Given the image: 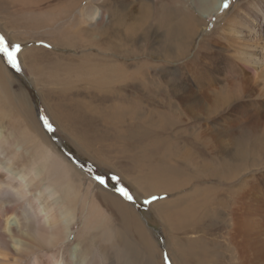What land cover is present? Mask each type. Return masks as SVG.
<instances>
[{"label": "rangeland", "instance_id": "rangeland-1", "mask_svg": "<svg viewBox=\"0 0 264 264\" xmlns=\"http://www.w3.org/2000/svg\"><path fill=\"white\" fill-rule=\"evenodd\" d=\"M194 1L184 0L182 5L199 18L198 10L192 6ZM113 2L115 4L113 7L119 13L118 18L113 22L123 21L127 24L136 23L135 18L139 17L141 7L149 6L145 8L153 10L161 3L157 0H0V34H4L9 40L20 43L22 46L20 53L22 71L10 70L3 61H0L6 70L3 72L0 69V78L3 80V85L0 87V130L21 146L15 159L17 166H31L35 163L39 169L42 168L37 143L44 139L50 145L49 147H52L77 170L78 173L75 174L77 176L72 177H74L73 180L79 178L77 179L80 183V187L77 188L78 193L66 196L63 191H60L64 198V205L73 213L75 223L72 230L75 234L65 244L66 249L74 246H82L87 250L89 248L88 251L92 252V261H97L92 262L93 264H164L165 253L170 257L171 264H183L180 262V257L183 256L181 248L185 246L186 238L190 239L202 233L206 240L219 243L218 251L221 257L217 259V264H251L237 254L233 246L235 237L233 231H235L234 224L238 221V216L250 218L251 230L253 229L252 218L255 217L260 229L258 230L264 234V155L251 157L253 160L251 169L236 172V175L235 172L230 174V170L219 165L216 153L205 156L203 152L196 150L197 138H201V131L208 123L204 122L200 108L194 116L189 111V107L178 98L181 92L183 93L184 81L188 82V88L197 91V98L200 97L201 90L212 89L203 87L200 53V41L212 29V21L192 38L188 53L179 51L180 44L174 46L172 42H165V30L154 25L150 28L149 25H142L143 30L125 46H121L116 37L98 39V35L97 40L89 44L85 35L77 36L76 29L82 23L84 26L96 24L95 20L86 18L88 11ZM84 6H88V11L83 12L81 16L78 10L83 9ZM79 16L82 20H79ZM40 17L41 21L44 20L42 24L39 23L36 26L31 24L38 18L40 20ZM105 18L107 20V15ZM40 41L51 47L42 46ZM106 48H109L108 52L105 51ZM0 51H3L6 57L12 55L6 49L0 48ZM178 52L180 54L175 56ZM107 53H109L108 56L105 55ZM120 54L123 56H119ZM110 65L111 70H104ZM116 71L123 72L126 77L112 81V76L109 75ZM103 77L106 78L101 81ZM224 78L225 74L221 72L216 80L219 85H224ZM217 82H214L212 86L217 85ZM64 94H66L65 97ZM113 105L126 111L124 120L117 122L114 128L106 120L110 118L108 112ZM91 113H95L94 116ZM48 118L51 120V125ZM212 124L208 125L212 126ZM83 127L88 129L84 130ZM88 131L91 136L88 135ZM98 134L103 136L99 137ZM185 148L190 154H198L195 157L193 154L190 155L196 162L194 165L167 169L166 178L162 176V180H156L159 176L145 179V176H149L148 174L162 171L163 165H182L180 159L182 156L171 153L172 151L179 153L180 149ZM165 156L169 161L168 164H162L164 161L158 163V160H165ZM58 163L62 164L61 161ZM109 170L118 173L123 178L122 182L132 187L134 191L138 189L139 191L136 192L138 197L141 193H153L166 195L167 198L154 202L147 211L143 206L138 209L136 206L129 205L114 193L111 182L109 187L106 184L104 187L100 186L104 184V178L102 175L97 176V172L103 174ZM50 172L63 190V185L67 181L65 177L68 173L67 168L58 165L57 168L51 167ZM112 179L115 180V177ZM97 180L100 184L96 183ZM252 180L255 181L254 184ZM88 181H92V184L86 193ZM153 185L160 187H151ZM150 188H152L151 191ZM71 189L74 190V187L72 186ZM89 202H93V206L89 205ZM172 202H178L181 210L198 202L203 205L201 210L206 209L205 212H207L203 220L209 217L212 222L207 220L205 222L209 225L201 226L205 232L193 233L190 232L192 230L190 225L186 227L178 220L182 227L175 230L168 224L176 223L170 219L168 221L170 215L165 214L168 211L165 206ZM125 207L129 209L124 210ZM236 209L237 213H235ZM120 212H125L129 216L127 219L131 221L132 226L135 222L132 215L135 213L137 221L147 232L144 248L139 244L135 230L124 227ZM91 225L92 228H90ZM186 228L190 231L185 232ZM117 231L118 233H115ZM44 249V252H49L53 248L47 246ZM11 257L24 261V258ZM23 261L22 264L27 263V260L24 263ZM186 261L189 260L186 259Z\"/></svg>", "mask_w": 264, "mask_h": 264}, {"label": "bare ground", "instance_id": "bare-ground-1", "mask_svg": "<svg viewBox=\"0 0 264 264\" xmlns=\"http://www.w3.org/2000/svg\"><path fill=\"white\" fill-rule=\"evenodd\" d=\"M157 1L158 3H161L157 5L156 8L154 7L153 10L146 9L149 6L141 7L139 17L137 16L135 18L136 23L130 24H127V22L123 21L113 22V20L117 19L119 16L116 8L113 7L115 5L114 2L102 4V7H95L90 11H88V6H84L83 9L78 10L79 13L81 14V16H83V12L88 11L89 13H86V18H89L88 20H95L96 24H86V26H84L81 22L82 25L80 27L78 26L79 28L76 29L77 36L82 37L83 35H85L86 40L89 44L92 43V41L97 40L96 38H98V35V39H112L113 37H116L115 39H117L119 44H121V46H125V44L129 40L135 39L134 36L136 37V34L143 30L142 25H149V28L153 27L154 25L157 27H162L165 30V42H172L174 46L176 44H180L181 47L179 51H186L188 53L189 47L192 43V38L196 36L199 30H203L207 26V24L212 21V29L209 28L210 30L205 34V37L202 39V41H200L201 65L204 79L203 87H210L212 89L209 88L210 90H201L200 97L197 98V91L188 88V82L184 81L183 93L181 92L178 98L183 102V104L189 107V111L194 116L198 113L197 109L200 108V112L202 111V118H204V122L208 124L213 123L212 126H209L207 124V126L202 129L200 135L201 138H197L198 148L196 150H198L199 152H203L205 156L216 153L217 158L219 159V165L224 169L230 170V174H233L235 172L234 174L236 175V172L251 169V166L253 165V160L251 157L260 154L264 155V0H229L230 6L226 10L221 7V5L223 4V0H195L196 2L194 1L192 3V6H194L196 10H198L200 14L199 18L195 17L193 14H191L190 11L186 10L185 6L182 5L184 0ZM106 15L107 20L105 18ZM38 19L34 20V22L31 24L36 26L37 24H42V22H44V20L41 21V17L40 20ZM80 19L81 17L79 16V20ZM108 50L109 48L105 49L106 52H108ZM109 53L118 55L117 53ZM109 53L105 55L108 56ZM179 54L180 52L176 53L175 56ZM119 56L123 55L120 54ZM0 69L3 72L6 71L1 63ZM104 70H111V65L108 68H104ZM221 72H224L225 74V78L223 79V86L219 85L216 81ZM109 76H112V81L126 77L123 72L119 71L111 72V75ZM105 78L106 77H103L101 81L105 80ZM0 82L2 83H0V87H2L3 80L1 78ZM214 82H217V85L212 86ZM95 91L99 92V90ZM65 95L66 94H64V97ZM92 110L93 109H91V111ZM124 112L126 111H123L117 108L116 105H113L112 109L109 108L108 115L110 118H106L107 122L111 123L113 125V128L114 126L116 127L117 122H122L124 120V117L126 116ZM94 114L92 115L94 116ZM164 119L163 121H165ZM86 129L84 128V130ZM122 129L123 128H121V130ZM91 130L93 131V129ZM90 131H88V135L90 134L91 136ZM96 131L98 132V130ZM110 132L113 133V131ZM85 133H87V131ZM111 135L113 137V134ZM102 136L103 135H99V137ZM121 138L123 139V137ZM34 140L36 141V139ZM166 140L168 139L166 138ZM114 141L112 143H114ZM37 144L42 161V166H40L42 168L39 169L35 163H33L31 166L23 165L22 167H19L17 166L15 159L17 158L21 150V146H18L16 143H14L12 139H9L5 135V133L0 130V264H20L23 261L22 259V261L20 259H13V257L11 256L24 258L23 263L27 260V263L24 264H93L96 260L94 259L95 261H92V252L90 253L88 251L89 248L87 250V248L82 246H71L72 248L66 249L68 240H71V238L75 234L72 231L75 223L73 213L64 205V198L60 191H63L66 196L78 193L77 188L80 184L78 181L79 178L73 180L74 177H72L75 176L77 170L71 167L69 163L64 158H62L61 155H59V153L52 149V147H49L50 145L44 139L39 140ZM186 149L187 148L182 150L180 149V151H178L179 153H177L176 151H172V153L170 152L173 155L175 154V156H182V158L180 157L182 165H163L164 169H162V171L159 170L157 172L151 173V175L148 174L149 176H145V179L159 176L156 180H162V176L165 177V175L167 174V169H175L176 167L182 168V166L194 165L196 162H194V158L190 156L193 153L190 154V152ZM11 151H13L12 154ZM197 155H195V153L193 154L194 157ZM156 158H154V160ZM60 161L62 162V164L58 163ZM163 161L164 163H162ZM168 162L169 161L166 160V156L165 160H158V163L162 164H168ZM183 163L185 165H183ZM58 165H63L68 170V173L65 175V177H67V181L65 185H63V190V187L60 188V186H58V182L55 180V176L50 172L51 167L57 168ZM199 165H201V163ZM254 183L255 181L252 180V184ZM91 184L92 181L89 182L88 186L86 185V193L90 190ZM156 185H153L151 187H160ZM72 186L74 187V190L71 189ZM149 190L151 191L152 188H150ZM105 195L107 196V194ZM109 196L112 195L110 194ZM101 199L103 198L101 197ZM110 200H108V202H110ZM92 203L89 202V205H92ZM178 206V202H172L169 203V205L165 206L168 209L165 214L170 215L167 220L169 221L170 219L176 223H171L172 225L168 224V226L173 227L175 230H178L179 227H182L179 225L181 223L186 227H188L189 225V227H192L191 231L186 228L185 232L188 230L193 233H198L201 231L205 232V230L202 229L201 226L209 225L205 222L207 220H211L212 222V219H209V217H206L203 220V218L207 215V212H205L206 209L202 208L203 210H201V207H203V205L199 204L198 202L186 206L183 210H181ZM123 209L125 210L126 207ZM119 210L122 211V209ZM235 213H237V209ZM120 214L122 215V217L120 218L124 227L127 229L130 228L132 230H135L138 236V242L144 248V246L146 245L147 232L144 231L145 229L142 228L141 223L137 221L135 213L132 215L135 219L133 226L130 223L131 221L127 219L129 218V216L125 212H120ZM237 218L238 221L234 224L236 228L235 231H233L235 233V235L233 234L235 236H233V246L237 254L240 255L243 259H247V261H249L251 264H264V234L259 231L260 229L258 228V223L256 222L255 217L252 218V230L249 228V217L241 218V216H238ZM178 220H180L181 222L179 223ZM92 227L93 226L91 225L90 228ZM115 233H118V231ZM127 235L128 234H126V236ZM111 238L109 240H111ZM114 239L117 240L116 238ZM186 240L187 241L185 243V246L181 248L183 256L181 254L180 255L183 258L180 257V262H183V264H217V259L221 257L218 251V249L220 248V246L218 245L219 243L214 240H206L203 233L202 235L199 234L198 236L192 237L190 239L186 238ZM78 242H80V240ZM47 246H51L53 249H51L50 251L47 249V251L49 252H44L43 249ZM94 257L96 258V256ZM186 259H188L189 261L187 262Z\"/></svg>", "mask_w": 264, "mask_h": 264}, {"label": "snow or ice", "instance_id": "snow-or-ice-1", "mask_svg": "<svg viewBox=\"0 0 264 264\" xmlns=\"http://www.w3.org/2000/svg\"><path fill=\"white\" fill-rule=\"evenodd\" d=\"M229 6V0H223L221 7L226 10L229 8ZM39 43L44 47H51V45L45 44L43 41H40ZM0 48L6 49L9 53H12L11 57H6L4 52L0 51V61H3V63L10 70H14L15 72L22 71V62L20 60V53L22 51L21 44L9 40L4 34H0ZM48 120L49 124L51 125L50 118H48ZM41 123L43 126V122ZM101 175L104 178V184H101L100 186L104 187L106 184L109 187V183L111 182V187L114 193L129 205L136 206L138 209L143 206L144 210L147 211L154 202L167 198L166 195L153 193H141L138 197L136 192L139 190L137 189L134 191L132 187H129L127 184L123 183V178L118 173H115L111 170L103 174L97 172V176ZM113 177H115V180L112 179ZM96 183L100 184V181L97 180ZM163 261L164 264H171V259L167 253L164 254Z\"/></svg>", "mask_w": 264, "mask_h": 264}]
</instances>
